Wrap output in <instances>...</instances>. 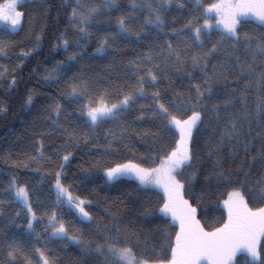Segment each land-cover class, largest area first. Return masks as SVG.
Instances as JSON below:
<instances>
[{
    "label": "snow or ice",
    "instance_id": "obj_1",
    "mask_svg": "<svg viewBox=\"0 0 264 264\" xmlns=\"http://www.w3.org/2000/svg\"><path fill=\"white\" fill-rule=\"evenodd\" d=\"M22 7V0H0L4 36L19 34ZM61 9L72 39L61 32L53 51L78 50L45 68L40 82L56 86L45 109L48 129L39 133L27 162L13 161L26 169L56 164L49 172L56 199L51 212L38 215L32 190L15 173L9 176L0 189V264H59L50 247L57 242L80 248L77 264H99L101 257L102 264H241L240 257L243 264H264V0H129L127 10L117 0H63ZM113 12L119 15L112 31L88 54L101 27L97 17L105 15L111 24ZM41 39L37 35L35 47L21 48V65ZM117 41L134 54L123 53ZM10 50L12 41L0 37V58ZM86 56L111 57L107 66L122 73L120 82L101 85L83 64L73 71ZM18 69H12L9 90H17ZM8 74L0 65V79ZM34 97L28 89L29 110ZM134 109L136 119L147 117L154 130H142L151 137L145 153L126 156L120 142L127 140L124 121ZM108 123L115 127L104 130L101 141L97 130ZM53 134L61 140L46 156L44 137ZM88 145L90 151L103 149L90 168L102 170L108 186L133 184L140 223L153 228L129 232L107 208L109 223L97 221L91 209L99 204L64 183L74 158L70 149ZM83 171L80 182L87 184L90 169ZM6 203L16 207L10 217L3 215ZM65 208L73 221L60 214ZM20 219L26 226L16 223ZM73 223L81 227L69 235ZM94 223L96 239H82ZM21 227L23 233L14 231Z\"/></svg>",
    "mask_w": 264,
    "mask_h": 264
},
{
    "label": "trees",
    "instance_id": "obj_2",
    "mask_svg": "<svg viewBox=\"0 0 264 264\" xmlns=\"http://www.w3.org/2000/svg\"><path fill=\"white\" fill-rule=\"evenodd\" d=\"M44 2L46 10L43 13L37 12L41 0L32 9L34 12L31 11V14L37 12L38 15L31 21L29 34L32 37L27 40V42L31 40L32 43L35 37L40 35L42 39L39 48L36 49L33 55L25 59L22 65L19 59L14 62L13 66L7 62L0 64L9 69V74L0 79V99L3 102L0 106L7 108L6 112H0V189L7 186L9 176L15 173L19 180L22 183H26L30 190H32V200L38 215L45 211L51 212L52 204L56 199L55 192L51 187L53 177L49 175V172L56 168V164L32 163L31 168L26 169L23 167H13V161H17L21 165L27 162L28 157L35 153L33 143L40 138L39 133L48 129L50 122L45 118V109L47 104L52 102L49 99V94L56 92V86L45 85L40 82L41 77L45 74V68H51L58 60H66L71 51L78 50L73 46L69 49V53L53 51L56 37L61 32L67 31L68 38L71 40L72 30L68 27L67 14L61 9L63 0H44ZM117 2L121 5L122 10H127L129 0H117ZM96 3H100V0H96ZM21 10L25 13L23 7ZM117 15H119V12L112 13L113 19L111 24L108 23V17L105 15L97 17L101 27L98 33L94 32L92 35L87 48L88 54L93 53L94 49L98 46L99 37L104 36L106 32L112 31ZM172 15L180 16L181 14L177 12L169 15V21H171ZM176 26L179 27V24ZM248 27L253 26L249 25ZM117 43L127 56L134 54L130 47L119 41ZM33 47H35V44ZM120 58V54L115 57L117 61ZM110 60L111 57L88 59L86 56L84 61L75 65L73 71L81 68L83 64L86 68V75L98 79L101 85L109 82H120L118 78L121 77L122 73L113 71L107 66ZM18 65L19 69L15 72V75L20 83L17 85V90H9L8 81L12 78V69ZM33 69H37L38 74H33ZM28 89L35 90V104L30 110L24 106ZM68 111H71V109H68ZM138 115L139 113L134 109L132 110V114L124 121V124L130 127V131L126 133L127 140L120 142L122 155L131 156L132 152H135L136 155H141L150 147L151 137L144 136L142 130H154L153 125L147 117L143 121L137 120L136 116ZM114 127L113 124L108 123L103 128L97 130L101 141H103L104 130ZM60 140L61 138L56 134H53L51 137H44L46 156L51 151L52 142L59 143ZM125 143L128 144V147H124ZM91 148L92 145L70 149V151L74 152V158L71 159L64 169L66 174L64 183L72 185L74 194L79 195L81 198L90 199L94 205L99 204L98 208L94 207L91 209L97 221L105 224L109 223L110 217L104 213V209L107 208L110 212L121 216V224L122 226H127L129 232L153 228L154 225L152 224L141 225L140 223L139 212L136 211V208L139 206V198L134 191L135 186L133 184L122 181L119 184L108 186L104 182L102 170L90 168L91 163L98 159L103 151V149H100V151H90ZM36 168H40V171L36 172ZM84 168H89L92 176L91 181L87 184H81L80 182L81 178L86 174L83 171ZM210 168L211 163L209 162L208 169ZM202 179L203 176H201ZM129 192L132 193L131 196H128ZM15 211V206L6 203L3 208V215L10 217ZM60 214L68 221L74 220L66 208ZM4 223L7 224V220ZM16 223L26 226L24 219L17 220ZM36 227L38 231H43L41 225H37ZM80 227L79 224L73 223L69 235L77 234V229ZM14 231L23 233V227L14 229ZM95 232L96 227L94 223L83 230L81 238L86 241L96 239V236L93 235ZM50 247L55 249V254L59 257V264H77L80 248L75 245H69L68 248H64L63 242H57L54 245H50ZM240 259L241 264H243V257H240ZM102 261L103 258L101 257L99 264H102Z\"/></svg>",
    "mask_w": 264,
    "mask_h": 264
},
{
    "label": "rangeland",
    "instance_id": "obj_3",
    "mask_svg": "<svg viewBox=\"0 0 264 264\" xmlns=\"http://www.w3.org/2000/svg\"><path fill=\"white\" fill-rule=\"evenodd\" d=\"M39 2V0H22V4L23 9L25 10V16H24V20H23V27L22 29L19 31V34L17 35H8V36H4L3 31H0V37L7 39V40H11L13 45H14V50H10L8 53V57L7 58H0V64L1 63H5L7 62L9 65L13 66L14 62H16L18 54L21 53V48L27 49L29 47H33L34 44L33 42H27V40H29L32 35L29 34V28L31 27V21L32 19H35L36 16L38 15V11L40 13H43L45 9V2L44 0H41V4H39V8H37V12L34 14H31L32 9L36 6L35 4H37ZM38 6V5H37ZM34 12V11H32ZM23 41L24 44H23ZM2 99H0V105L2 104Z\"/></svg>",
    "mask_w": 264,
    "mask_h": 264
}]
</instances>
